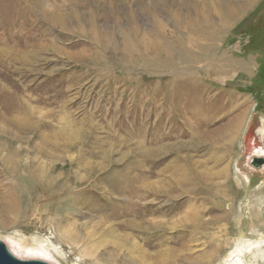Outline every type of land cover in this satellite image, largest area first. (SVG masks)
<instances>
[{
  "label": "rangeland",
  "instance_id": "1",
  "mask_svg": "<svg viewBox=\"0 0 264 264\" xmlns=\"http://www.w3.org/2000/svg\"><path fill=\"white\" fill-rule=\"evenodd\" d=\"M0 43L19 49L25 62L14 75L21 89L1 83L38 117L51 112L55 136L82 149L80 167L70 149L53 176L64 163L81 174L89 169L102 193L109 173L128 169L137 184L167 190L166 209L192 195L198 203L232 207L236 223L223 249L215 252L199 238L191 255L174 264H222L237 246L242 255L249 245L264 249V161H250L260 146L256 128L264 125V0H0ZM0 127L19 135L16 145L29 156L48 159L31 151L36 134H18L7 120ZM0 172L3 188L20 183L1 165ZM164 177L172 182L162 184ZM40 193L41 201L24 200L15 211L0 200V240L16 257L18 245L43 249L46 255L36 257L50 264H168L156 259L157 247L126 230L105 247L93 246L103 210L93 191ZM126 240L152 256L115 248ZM163 243L160 249L176 247Z\"/></svg>",
  "mask_w": 264,
  "mask_h": 264
},
{
  "label": "bare ground",
  "instance_id": "2",
  "mask_svg": "<svg viewBox=\"0 0 264 264\" xmlns=\"http://www.w3.org/2000/svg\"><path fill=\"white\" fill-rule=\"evenodd\" d=\"M58 19L65 22V19L61 16ZM209 39L212 41L214 36H210ZM95 41L100 42L98 37ZM125 41L130 43L128 37H126ZM21 55L19 49L8 48L5 43H0V121L7 120L18 134H36L38 141L31 146V151L33 149L37 154L48 159L41 160L39 156H29L28 153L31 152L26 146L16 145L19 135H12L7 128L0 127L1 170L20 180L16 187L9 186L7 188H3V184L0 182V200L6 204L9 211H15L24 200L28 202L27 204L33 206L41 201L40 197H45L41 193L37 195L36 193H44L47 190L52 191V196L56 198H60L63 194L68 195L78 191H93L96 196H100L103 202L100 208H103L101 220L94 230V234H98L99 237L93 246L105 247L110 243L109 238L118 233V231L126 230L129 231V235L142 242L143 245L149 248L157 247L159 251L155 255L156 259L164 258L168 261V264H174L177 256L180 258L182 256V260L186 256H190L192 251L191 243L199 238H204L208 241L207 247L215 246V252L224 248V245H226L223 242L225 234L236 223V219L232 218V207L224 208L225 203L219 205L205 202L198 203V196L192 195L184 201H177L171 204L166 209V206L162 203V198L166 195H163L162 192L164 191L165 194L167 190H163L160 186L158 187L150 182L145 183L144 186L137 184V176L133 175L134 172L132 173L128 169L124 173H109L110 175L108 174L107 177L110 182L102 193L96 192V188L92 184L96 178H92L93 176L89 169L81 174L71 168L65 169L66 164L64 163L62 170L53 176L57 166L56 161L64 157L66 152L70 149H75L78 153L74 161L75 167L82 165L84 161L83 152L81 147L77 146L72 140L55 136V126L51 121H48V119L53 117L51 112L45 114L44 117H38L28 102L23 100L21 96L16 95L17 93L14 94L8 91L5 84L1 83L3 80L6 83H10V85L13 84L16 90L21 89V77H14L18 70L17 64L25 63ZM45 92H49V89H45ZM44 102L49 104V99H44ZM263 126L259 125L256 128V134L260 138V146H258L259 148L256 147V150L254 149L255 151L250 161L255 160L256 157L264 161ZM251 166L257 167L255 165ZM0 174L2 173L0 172ZM112 174L116 175L115 179ZM171 178L164 177L160 182L164 185H169V181L172 182ZM170 188L171 190H176V186ZM223 192L228 195L226 187ZM177 212H180L181 216L176 221L163 220L161 218L166 214H176ZM214 212L222 213L205 218L206 215H211ZM258 223L255 220V222L251 223V226L257 227ZM100 229L102 232L99 231ZM149 230L154 231L155 234L149 235ZM167 230L174 233V236L166 237L165 231ZM168 240L175 243L176 247L160 249L161 245H165L163 242ZM126 241L116 243L114 245L115 248L126 247L129 252L138 253L144 258L152 256L138 242ZM6 246L8 247L7 244ZM15 246L14 244L13 247L15 248ZM251 247L249 245L244 255H242V252L235 253L239 249L237 246L229 252L222 264H258L257 260L264 258V249L259 246L252 250ZM8 249L10 250L9 247ZM10 251L12 252V250ZM17 251L21 253L19 259H35L49 263L43 258L36 257L46 255V252L41 248L34 246L20 247L17 245ZM12 253L14 254V252Z\"/></svg>",
  "mask_w": 264,
  "mask_h": 264
},
{
  "label": "water",
  "instance_id": "3",
  "mask_svg": "<svg viewBox=\"0 0 264 264\" xmlns=\"http://www.w3.org/2000/svg\"><path fill=\"white\" fill-rule=\"evenodd\" d=\"M0 264H50L42 260L19 259L8 247L0 240Z\"/></svg>",
  "mask_w": 264,
  "mask_h": 264
}]
</instances>
